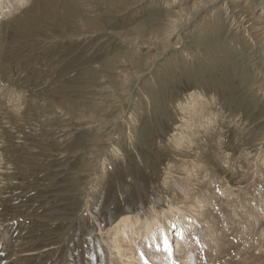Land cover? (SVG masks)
<instances>
[{
  "label": "rangeland",
  "instance_id": "rangeland-1",
  "mask_svg": "<svg viewBox=\"0 0 264 264\" xmlns=\"http://www.w3.org/2000/svg\"><path fill=\"white\" fill-rule=\"evenodd\" d=\"M258 16L264 0H0V264H124L116 228L193 220L171 200L196 188L215 235L200 223L194 257L264 264Z\"/></svg>",
  "mask_w": 264,
  "mask_h": 264
},
{
  "label": "bare ground",
  "instance_id": "bare-ground-1",
  "mask_svg": "<svg viewBox=\"0 0 264 264\" xmlns=\"http://www.w3.org/2000/svg\"><path fill=\"white\" fill-rule=\"evenodd\" d=\"M210 3L211 2H208L202 4L199 7H193L191 10L185 8L175 16L172 15V18L170 19L171 23H169L171 29H173V31H177L180 27L186 26L199 10H201L204 6H209ZM257 18H258L256 19L257 22L264 20L262 19L264 17L261 16H258ZM244 20L239 21L238 24H242ZM246 20L248 21L251 20V17L247 18ZM171 35L172 33L168 34V39L171 37ZM161 42L163 43L164 40L162 39ZM177 43L178 42H175L173 45H177ZM204 107H206V105ZM202 126L204 125L202 124ZM194 180H195L194 182L197 183L199 181L198 178H194ZM197 190L198 188L193 189L192 195L189 198L187 196L175 193L171 200L175 205H178L180 207L185 206L183 207V209H181L182 211H186V210L192 211L194 215V219L192 220L191 218L188 217V215H184L182 218H177L169 222L168 226L160 225L156 230L157 233L154 232L156 234V238L153 237V234H151V232H147L144 238L140 240L137 238V233L134 232L132 239H135L136 242L135 243L130 242L131 240L128 239L129 238L128 236L125 239L122 238L123 234L126 232L127 227L126 226H124L123 228L120 226L117 227L116 230L112 233V237H113V243L116 246L115 248V250L117 251L116 253H122L124 255L121 261L124 262L126 261V263L124 264H176L174 262L171 263V260L175 253V255L178 257L187 258L186 264H204L205 261L204 262L202 261L203 263L198 261L197 257L196 256L194 257V255L192 254L194 252V249L197 248L196 246L198 245L197 244L198 238L202 239V236L206 235V232L203 229V227L204 226L208 227L207 225L209 221L207 219L208 218L212 219V218L209 217V215L207 216V211H208L207 204L205 200H202L200 197H198L196 192ZM203 199L205 198L203 197ZM200 223L203 225V227L200 225ZM124 225H126V223H124ZM209 226H211V224ZM190 227L191 229H189ZM207 229L211 234L213 231L212 230L213 227H208ZM171 230L177 232L180 231V233H176V234L174 233V235H172ZM218 234L220 235V233ZM211 235H215V234H211ZM172 238H174V242L171 241L172 247H170V240H172ZM165 241H167V245L169 248L167 252L164 250ZM196 241L197 243H195ZM209 242L207 241V243ZM213 258H215V256ZM213 258H210L209 261L206 262V264H209L210 260ZM161 260H164V262H161Z\"/></svg>",
  "mask_w": 264,
  "mask_h": 264
},
{
  "label": "snow or ice",
  "instance_id": "snow-or-ice-1",
  "mask_svg": "<svg viewBox=\"0 0 264 264\" xmlns=\"http://www.w3.org/2000/svg\"><path fill=\"white\" fill-rule=\"evenodd\" d=\"M158 250H159V249H158ZM164 250H165L166 252L169 250L168 245H167V241H165Z\"/></svg>",
  "mask_w": 264,
  "mask_h": 264
}]
</instances>
